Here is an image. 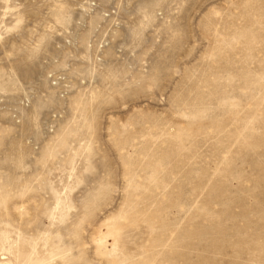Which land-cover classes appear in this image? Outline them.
I'll use <instances>...</instances> for the list:
<instances>
[{"label": "rangeland", "instance_id": "374dc122", "mask_svg": "<svg viewBox=\"0 0 264 264\" xmlns=\"http://www.w3.org/2000/svg\"><path fill=\"white\" fill-rule=\"evenodd\" d=\"M0 264H264V0H0Z\"/></svg>", "mask_w": 264, "mask_h": 264}]
</instances>
